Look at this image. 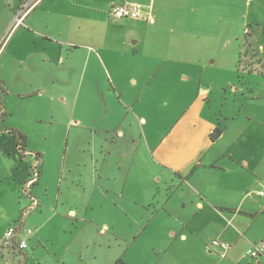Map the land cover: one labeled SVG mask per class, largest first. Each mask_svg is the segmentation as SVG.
I'll list each match as a JSON object with an SVG mask.
<instances>
[{"label": "crops", "instance_id": "0c3cea01", "mask_svg": "<svg viewBox=\"0 0 264 264\" xmlns=\"http://www.w3.org/2000/svg\"><path fill=\"white\" fill-rule=\"evenodd\" d=\"M120 2L153 8L155 24L112 20L109 12ZM197 3L0 0V89L4 92L0 93V183L8 181L0 192V238L11 225L25 226L20 219L34 199L40 208L34 212L37 217L51 213L53 218L61 212L66 216L71 237L53 253L64 264L72 259L91 264H264V255L253 259L246 254L253 243L264 239V198H250V192L262 197L259 192L264 190L250 191L261 186L264 175V146L259 145L264 135V129H259L264 125V91L252 78L257 72L264 74V68H246L250 82L240 79V68H234L240 48L230 55V68H206L214 63L208 60L215 58V43L220 39L212 25L220 23L225 29L237 25L241 10L245 22L259 24L257 10L262 7L252 0H223L218 3L221 16L207 18L206 31H200ZM20 13L25 14L17 24ZM235 36L226 38L225 50ZM201 42L203 52H199ZM90 62L106 68L109 83L101 88L94 77L81 84L87 106L99 102L104 106L103 115L82 125L94 140L89 159L69 168V194L62 203L60 193L47 197L50 186L43 178V158L42 171L27 195L23 186L31 173L33 150L37 160L40 153L30 141L31 118H27L30 123L13 122L15 110L3 104V96L13 83L20 88L14 93L17 97L47 96L65 102L66 68H87ZM162 62L194 68L181 70L183 79L169 77V84L151 86L157 77H147V89L159 87V94L138 96L129 91L128 87L138 85L131 68H156L157 75ZM215 69L224 76L215 78ZM208 71L218 80L206 82ZM23 87L31 91L21 93ZM116 94L124 107L122 122L110 108L109 96ZM159 104L169 107L170 113L164 114ZM77 123L81 126L80 120H73ZM217 127L223 130L213 140ZM10 130L26 136L23 149ZM99 133H104V139L98 145ZM108 134L113 135L112 143L118 139L124 144L105 151L102 143ZM45 226L38 221L25 250L0 248V264H22L21 258L36 256ZM215 238L230 242L228 254L222 256L211 246Z\"/></svg>", "mask_w": 264, "mask_h": 264}, {"label": "rangeland", "instance_id": "374dc122", "mask_svg": "<svg viewBox=\"0 0 264 264\" xmlns=\"http://www.w3.org/2000/svg\"><path fill=\"white\" fill-rule=\"evenodd\" d=\"M221 1L223 0H214L211 1V3L207 4L209 2L207 0H198V8L195 16H197V18L199 19L200 31L202 29L206 31L205 24L207 18L216 17V19H218L221 16V10L218 8V3ZM252 1L259 3V5L257 6L262 7L257 10V13H259L260 15V21L258 22L259 24L253 23L251 20H246L245 22L244 18L242 17L241 10V16L237 17V25H230V28H228L229 26H226V29L223 28L224 25H220V23L212 25L211 29L216 30L217 34L220 35V39L219 43L218 41L215 43V50L212 49L214 50L213 54H215V58L211 57L208 60L209 62L214 61V63H209L210 65H207L206 67L230 68V66H233L230 63V55L235 51V48H240L241 57L239 59V54L235 56L236 62L234 63V65L236 66H234V68H240V79L246 81V83H249L251 80V77L246 68H264V0ZM254 5L255 3H253V6ZM245 28L246 31L244 32ZM229 35H237L240 38H237V36H235L232 42H230V47L225 50L223 48V43L224 41H227L226 38ZM251 35H256L255 39H251ZM260 45H262V48L259 47ZM204 49L205 43L201 42V45L199 46V52H203ZM258 59H262V61H259L262 62V64L258 62ZM91 61H94V59L92 58ZM161 66V68L163 69L160 70L157 75L155 74L156 68H131L132 72L130 73V75L137 79L138 85L128 87L129 91L136 93V95L138 96H142L143 93L148 92H152V94H159L158 92H161V88L159 87H156L157 89H147V77H150V80L152 77H157L155 78L156 81L152 83L151 86H158L159 83H163V81L169 84L170 82H172V77H178V80L179 78L183 79L181 70H184V68H194L187 67L186 65L180 63L164 64L162 62ZM92 68L93 71L91 73ZM95 71L97 75L92 76ZM219 71L220 70L215 69L216 73L213 72V76H215V78L224 76L225 73L222 72L221 74H219ZM167 72L171 76L167 75ZM211 72L212 71H208V73L206 74V82H211L212 79L215 80L211 76ZM59 75H61V73H57V76ZM65 75L66 83L68 84V86H66L67 88L65 89V93L67 92L68 98L65 102H61L57 98L49 100V97L47 96L45 98L35 97L34 95H27V97L22 98L17 97L14 93L15 91H19L20 88H15V85L13 83L9 87L8 95L3 96V104L9 106L10 109L13 108L15 110L14 114L12 115L13 122L29 121L30 123V120L27 118H31L32 124L30 128L32 129V136L30 141H32V146L35 147V149H37L40 153V158L37 160V152L36 150H33L34 153L32 154L33 162L31 170L37 167L38 171H42V166H40L39 163L42 165V158L45 160V173H43V178L48 181V184L50 186V190L46 192L48 193L47 197L51 198L54 193H60L61 201H59V203H62L64 199H66L67 194H69V190L67 189V184L70 183L71 180L68 175L69 168H77L78 164H83L86 160H88L89 150L94 145V140L92 139V137H90L91 132L83 128L82 125L85 123V120H91L92 122H94V120L92 119H94L96 116H101L104 114V106L100 105V102L96 105L93 104L91 106H87L85 104V96L83 95V93L80 94V88L82 86L81 84L86 83L90 79H94V77H97V79L99 80L101 88H105V86L107 87L109 83L106 68H101L98 64H95L93 62H90L87 68H66ZM252 78L255 79V83L256 81L259 83L260 90L264 91V74H258L257 72ZM183 84L185 85L184 82ZM216 87L217 86L214 87L213 91V95L215 94L214 96H216ZM54 90H57V85L55 86ZM30 91L31 87L21 88V93H28ZM0 93L4 94L1 89ZM109 98V102H113V106L110 108H112L113 110L115 109V112L117 111L116 114L117 116H119L117 117V120L121 121L123 119L122 115H124V107L123 104L118 100L120 98L119 95L116 94V96H109ZM158 102L162 103V101L157 100V103ZM159 106L160 109L163 110L164 114L166 112L167 114L170 113L168 112L169 107L167 108V110L161 104H159ZM112 109L110 113L114 112L112 111ZM143 113L148 114L147 111H144ZM114 119L115 118H111V120ZM2 120L3 118L0 117V123L2 122ZM73 120H80L81 126L80 123L73 124ZM129 120V118L128 120H124V129L128 127L127 125ZM263 121L260 119V123ZM259 129L263 130L264 125L260 126ZM103 134L104 133H99L97 135L98 145L100 141L104 139ZM108 135V140H103L102 143L104 145L105 151H107L108 146L110 147L112 145L114 149L116 146L124 144L123 141L120 143L118 139L116 140V142L112 143L111 141L113 140V135ZM260 137L261 139L259 145L264 146V135L262 134V136ZM115 152L116 151H114L113 154ZM0 172H2V168H0ZM30 177L31 176L27 178V181L30 179ZM261 177L263 179V183L261 184V186L260 184H258L257 186L251 188L250 191L264 189V175H262ZM5 184H8L7 179H4V182L0 183V192L5 191L3 190V188L6 186ZM254 193L256 192H250V198L256 200H259V198H264V196L260 197L258 195H255ZM25 211H27L28 214H25ZM39 211L40 208H38V206L33 207V204L31 203L29 206H27L26 210H24L22 214L23 216L20 219L22 221H25V227L32 229L33 233L38 230V221H44V224H46L45 228L43 229L45 237L41 241V245L39 244L40 246L34 251L36 256L33 255L28 260L21 258V262L22 264H64L63 261L59 260V258L53 253L54 250H58V248L65 244L66 241L71 237L70 230H66V216H63L61 212L53 218H50L51 213H45L46 215L44 216H47V218L41 215L37 217V213L34 212ZM11 264H19V262L12 261ZM66 264H91V262L81 261L80 259H72Z\"/></svg>", "mask_w": 264, "mask_h": 264}, {"label": "built area", "instance_id": "2783aa9c", "mask_svg": "<svg viewBox=\"0 0 264 264\" xmlns=\"http://www.w3.org/2000/svg\"><path fill=\"white\" fill-rule=\"evenodd\" d=\"M30 4V3H29ZM24 5V9L28 10L30 5ZM25 14V13H24ZM24 14L20 13L17 16V24L22 23ZM109 16L112 20H141L149 24H155L156 15L151 7H146L135 2H120L112 7L109 12ZM20 149H22L20 147ZM30 179L25 182L23 186V192L27 195L30 194V188L36 182L39 171L37 167L31 170ZM33 176V177H32ZM262 196L264 195V190L259 192ZM33 207H37L38 203L36 200L32 199ZM28 211V210H27ZM26 211V212H27ZM27 214V213H26ZM33 234V230L22 225H11L8 227L3 236L0 238V248H15L19 251L28 248V238ZM211 246L218 250L222 256L229 253L232 245L230 242L215 238L211 241ZM246 254L253 259H259L264 255V239H260L253 243L246 251Z\"/></svg>", "mask_w": 264, "mask_h": 264}, {"label": "trees", "instance_id": "16d2710c", "mask_svg": "<svg viewBox=\"0 0 264 264\" xmlns=\"http://www.w3.org/2000/svg\"><path fill=\"white\" fill-rule=\"evenodd\" d=\"M0 107H2V103L0 101ZM2 114H4V112H2ZM222 128L221 127H217L211 134V138L213 140L217 139L221 133H222ZM10 132L15 136V138L17 139L19 146L23 149L25 142H26V136L20 132L19 130H10Z\"/></svg>", "mask_w": 264, "mask_h": 264}]
</instances>
